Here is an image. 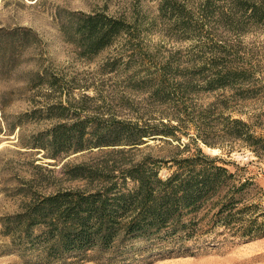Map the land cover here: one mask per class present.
I'll return each instance as SVG.
<instances>
[{
  "label": "trees",
  "instance_id": "1",
  "mask_svg": "<svg viewBox=\"0 0 264 264\" xmlns=\"http://www.w3.org/2000/svg\"><path fill=\"white\" fill-rule=\"evenodd\" d=\"M218 1L203 0L200 9L205 15H217V22L227 26L237 40L214 46V57L196 71L202 79L199 88H231L236 98L264 99V0H220L226 5L215 11ZM159 9L173 16L174 26L186 33L194 31L190 12L174 1L161 0ZM64 14L60 29L81 56L95 55L122 33L135 32L133 25L108 14ZM246 34L251 36L247 46L239 38ZM37 44L36 33L28 27H1L0 69L14 68L20 55ZM26 80L29 90L44 85L50 92L40 95L43 102L32 98L42 107L17 115L8 129L15 131L27 120H54L43 131L31 134L27 143L20 142L48 159L94 149H117L107 154L135 151L146 139L170 138L178 145L168 159L146 154L135 161L122 157L119 161L103 158L93 164H63L66 177L85 180L93 188H65L45 195L29 192L19 212L0 219L2 235L9 237L7 252L28 258L30 264H131L136 258L152 263L264 238V189L244 167L205 155L198 145L221 148L226 141L230 152L237 143L264 160V112L249 118L251 123L234 119L224 115L223 99L187 123L174 119V125L162 121L138 124L97 112L82 117L80 111L86 108L69 98L75 89L73 81L45 70L28 71ZM193 87L189 82L183 88ZM151 93L162 103L170 99L164 77ZM64 95L66 104L61 100ZM186 126L193 127L194 136L181 130ZM177 130L194 144L193 151L180 141ZM163 168L168 170L164 176L160 175Z\"/></svg>",
  "mask_w": 264,
  "mask_h": 264
},
{
  "label": "rangeland",
  "instance_id": "2",
  "mask_svg": "<svg viewBox=\"0 0 264 264\" xmlns=\"http://www.w3.org/2000/svg\"><path fill=\"white\" fill-rule=\"evenodd\" d=\"M172 1L190 12L194 31L186 33L174 26L173 16L160 11L161 0H0V28L28 27L38 39L37 46L26 49L14 68L0 69V219L19 212L22 204L29 200V192L45 195L65 188H93L94 184L85 180L66 177L61 170L63 164H93L103 158L118 160L122 157L135 161L146 154L168 159L175 155L178 145L170 138L146 139L145 144L135 151L107 154L117 149H94L92 152L60 155L56 160L46 158L37 150L23 148L20 142L27 143L31 134L54 123V120L33 119L15 131L8 129V124L17 115L42 107V103H34L32 98L43 102L40 95L50 92L44 85L36 90L25 87L28 71L45 70L65 81H73L75 89L69 93V98L72 103L78 102L77 105L86 108L84 112L79 110L82 117L97 112L105 117L112 114L116 119L138 124L143 121L158 125L162 121L174 125V119L187 123L208 105L216 103L218 106L223 99L224 115H231L234 119L251 123L253 120L249 118L264 112V99L236 98V91L231 88L213 91L199 88L202 79L196 71L214 57V46L224 41L235 44L237 39L227 26L217 22V15L202 12L203 0ZM226 2L219 0L213 10L218 11ZM73 11L108 14L133 25L135 32L131 35L122 33L95 55L81 56L78 48L65 38L60 29L64 12ZM261 37L258 36L259 40ZM239 38L247 46L251 36L246 34ZM163 77L171 96L162 103L152 97L151 92ZM189 82L193 89H184ZM66 98L65 95L62 97L63 104H66ZM256 129L260 132V128ZM181 130L190 137L195 135L191 126ZM175 133L181 137V142L189 144L191 151L194 150V144L179 130ZM198 145L205 155L218 156L244 167V172L255 177L256 183L264 189V160L256 158L237 143L232 144L230 152V142L226 141L221 148L201 142ZM228 168L233 170L232 166ZM167 173L164 168L160 170L162 176ZM127 186L131 183L128 182ZM8 243L9 237L2 235L0 222V264H30L28 258L7 252L5 246ZM148 260L136 258L131 264H264V238L226 245L194 257L165 258L152 263Z\"/></svg>",
  "mask_w": 264,
  "mask_h": 264
}]
</instances>
